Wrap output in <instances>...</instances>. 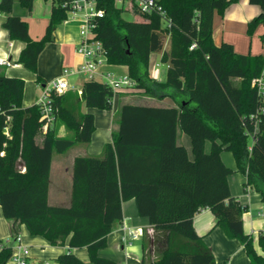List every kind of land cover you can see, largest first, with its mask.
Here are the masks:
<instances>
[{"label":"trees","instance_id":"trees-1","mask_svg":"<svg viewBox=\"0 0 264 264\" xmlns=\"http://www.w3.org/2000/svg\"><path fill=\"white\" fill-rule=\"evenodd\" d=\"M15 1L0 0V13L7 15L4 27L12 39L26 43L18 62L37 73L41 52L67 17L65 0H52L49 26L40 39H33L28 22L13 13ZM19 1L33 9L34 0ZM158 2L170 16L171 27L157 14L138 13L140 18L129 20L114 0H97L105 14L94 31L107 50V63L127 67L135 81L132 88L158 99L168 96L175 104L122 102L115 115L117 127L102 156L74 158L68 206L48 202L52 156L91 141L95 117L81 111L82 102L87 108L109 110L120 91L103 80L86 79L81 101L77 92L54 94L56 119L46 128L38 104L23 107L24 80L0 73L3 214L13 220L12 236L19 234V223L51 245L64 246L68 241L57 264H122L100 256L99 250L108 245V234L123 219V202L134 199L141 217L167 231V247L155 264H216L212 249L193 223L198 212L209 208L216 226L244 244L251 264H264V230L258 236L260 254L253 236L244 231L242 214L247 207L231 193L228 183L229 175L242 172L247 179L244 186L257 189L264 201V101L253 84L264 70V56L241 54L229 42H214L215 13L224 14L236 0ZM250 2L262 9L249 22L252 33L264 22V0ZM165 35L168 50H164ZM194 42L197 46L190 49ZM157 51H162L160 61L168 64L165 79L150 72V57ZM37 81H42L39 75ZM62 126L73 134L60 136ZM179 130L191 138L193 158L178 141ZM224 150L232 152L235 169L223 162ZM81 247L87 248L89 261L73 252ZM12 254V247L5 246L0 264H8Z\"/></svg>","mask_w":264,"mask_h":264},{"label":"crops","instance_id":"crops-1","mask_svg":"<svg viewBox=\"0 0 264 264\" xmlns=\"http://www.w3.org/2000/svg\"><path fill=\"white\" fill-rule=\"evenodd\" d=\"M32 8L33 9L26 8V10H24L19 7L15 1L13 13L19 15L23 20L28 22L29 32L33 39H40L45 34L47 26H49L53 1L34 0ZM261 11V6L251 3L250 0H236V2L232 3L225 10L224 14L216 12L213 23L214 42L218 45L222 42H229L233 44L235 50L241 54L264 56V22L259 23L252 33L248 31L249 22L255 16H258ZM6 18L7 15L5 13H0V57L9 59L11 64L0 65V73H5L8 77H17L24 80L23 107H29L37 102L43 86L51 82L53 78L55 79L60 76L64 68H74L83 62V56L77 50L80 42L79 30L82 26V20L77 17L73 20L67 22L62 21L58 24L54 31V40L46 44L39 56L37 73H35L18 62L21 51L24 49L26 43L20 39H12L10 37L9 31L4 27ZM169 46L170 41L168 37V47H164V50H168ZM161 55L162 51L153 52L151 54L150 72H152L153 68V59L158 64ZM107 65H111L115 70H119L116 66L106 62L100 66L99 71H109L106 68ZM166 65L168 67L167 63ZM124 70L127 72V68H124L123 71ZM160 74L161 71L157 77L158 79H161ZM37 75L41 77V82L37 81ZM101 77L102 76L99 77V80L102 81L103 79ZM86 79L87 77L85 76V80ZM70 85L71 88L69 90L77 92V89L81 88L83 84L77 86L73 82H70ZM119 95H121L124 100L129 102L132 100L134 103L137 102V104L145 102H140L141 97L144 100L150 99L154 102H163L168 105L175 104L168 96L164 99H158L136 88L121 90ZM148 102L150 101H147V103ZM83 106L85 107L82 102V112H91L94 114L95 128L100 125L104 130L103 136L93 143V137L96 132L95 129L91 141L89 143H84L87 146L79 147L69 159L62 157V154L65 152L61 153V157L55 160V169L52 156L48 202H50L51 197L54 202H61L69 195V184H67L66 190L63 183L66 179L70 178L72 180L73 161L77 155L98 153L101 151L104 144L111 140V120L113 112L110 115V112H108L109 110L98 108H89V110H87V107H85L83 111ZM98 112L99 114H97ZM59 135H66L62 127L59 131ZM178 141L185 145L189 157L193 158L194 154L192 151L191 138L179 130ZM210 148L211 143L207 142L206 150L209 151ZM221 158L227 166L233 169L236 168L237 165L232 152L227 150L222 151ZM53 172L56 175L55 184L52 183ZM246 180V175L239 171H235L228 176L231 193L247 207L246 211H244L245 213L242 214L244 231L253 236L256 251L263 254L261 245L258 242L259 232L264 230L263 196H261V193L254 187H245L244 183ZM122 208L123 219L118 222L108 234V245L99 250V255L114 259L122 264H155V261L167 247V231L156 229L149 223L147 218L141 217L138 214L134 199L124 201ZM12 221L13 220L7 219L4 216L0 204V242L11 240ZM193 223L196 232L203 237L204 242L212 249L216 258V264H251L244 244L237 238L228 237L219 226H216V217L209 208H204L198 212L194 216ZM123 225L133 228L141 226L144 228V233L137 239L127 242L125 239L126 231L122 228ZM17 227L23 242L30 246L29 264H43L45 261L50 260L56 262L58 256L68 249V241H66L64 246L51 245L47 238L41 235L30 234L25 224L17 223ZM73 252L82 260L89 261V253L86 247L74 248Z\"/></svg>","mask_w":264,"mask_h":264},{"label":"built area","instance_id":"built-area-1","mask_svg":"<svg viewBox=\"0 0 264 264\" xmlns=\"http://www.w3.org/2000/svg\"><path fill=\"white\" fill-rule=\"evenodd\" d=\"M114 3L126 12L129 9L131 13H133V10H137L135 15L138 13L157 14L167 26L171 27L173 24L167 11L159 4L158 0H114ZM62 5L67 8V17L63 21L67 22L77 17L82 20L80 42L77 50L82 54L84 60L79 66L64 68L60 76L53 78L51 82L43 86L36 105L38 104L40 107L41 114L45 120L44 127L46 128L53 124L56 119L53 95L67 92L71 88L68 80L69 76L85 75L87 79L97 80L102 76L103 81L117 92L132 88L135 85V81L128 75L118 77L111 71H99L100 66L107 62V50L101 40L95 37L94 30L97 27L98 20L105 14L103 8L97 7V0H65ZM196 46L197 43L194 42L190 49ZM10 64L11 61L9 59L0 57V65ZM159 73V66L156 63L152 68L151 75L157 78ZM253 84L257 87V91L264 101V70L259 77L253 80ZM77 92L81 95L82 87L78 88ZM254 140L255 137L252 135V141ZM122 228L126 231L125 239L127 242L137 239L144 233V228L141 226L133 228L123 225ZM5 246L12 247L13 254L8 264H29L30 246L23 242L20 234H17L16 237L12 236L11 240L0 242V250ZM43 264H50V261H45Z\"/></svg>","mask_w":264,"mask_h":264},{"label":"rangeland","instance_id":"rangeland-1","mask_svg":"<svg viewBox=\"0 0 264 264\" xmlns=\"http://www.w3.org/2000/svg\"><path fill=\"white\" fill-rule=\"evenodd\" d=\"M16 3L18 4V6L19 7H21L22 9H24V10H26V8L27 7H23V5H21V3H20V1L19 0H16ZM124 17L125 18H127V19H129V20H135V19H138L139 18V16H138V14L137 15H135V14H133V13H131V12H125L124 13ZM60 27V26H59ZM79 34H80V30H79ZM164 47H168V36L167 35H165L164 36ZM157 62L156 61H154V59H153V62H152V67L156 64ZM108 66V65H107ZM106 66V68H107V70H109V71H111V72H113L114 73V75L115 76H118V77H124V76H126V75H128L127 74V72H126V70H124L123 71V69L124 68H127L125 65H113V66H116L117 68H119V70H115L113 67H111V65H109L108 67ZM158 66H159V69H160V71H161V74H160V78L161 79H165V76H166V72H167V65H166V63H162L161 61H159L158 62ZM68 80L70 81V82H73L75 85H77V86H80V85H82L83 84V81L85 80V75H72V76H69L68 77ZM236 81H238L239 79H235ZM126 90V89H125ZM67 92H76V91H72V90H68ZM121 92V91H120ZM78 93V92H77ZM77 98L81 101V96H80V94L78 93V95H77ZM135 98H138V97H135ZM140 99V98H139ZM124 101H126V100H124V98L121 96V95H119V94H116L115 95V97H114V99H113V104H112V108L111 109H109V111L108 112H110V115L112 114V112H113V117H112V120H111V123H112V129H114V128H116L117 127V124H116V120H115V118H116V114H117V111L119 110V107H120V105H121V103L122 102H124ZM142 101H145L144 103H141V104H143V105H156V106H165V105H167L168 106V104L167 103H163V102H154L153 100H150V99H143L142 97H141V99H140V102H142ZM147 101H150V102H148L147 103ZM152 101V102H151ZM131 102H134V101H132L131 100ZM135 103H137V102H135ZM83 111L85 110V107L83 106ZM87 110H89V108L87 109ZM97 114H99V112L97 113ZM96 114V115H97ZM97 118H98V115H97ZM62 129H63V131H65L66 132V135H72L73 133H72V131L70 130H68L65 126H62ZM96 132H95V135H94V137H93V143L94 142H96L99 138H101L102 136H103V133H104V130H103V128L102 127H100V125L99 126H97L96 128ZM43 130V129H42ZM181 131V130H180ZM110 133V132H109ZM41 139H42V133L38 136V140L41 142ZM82 146H87L86 144H84V143H80V144H78V145H76V146H74L73 148H70L68 151H66L64 154H62L63 156V158H66V159H69V157H71L72 156V154L73 153H75L76 151H77V149L79 148V147H82ZM104 147V146H103ZM102 153H103V148L101 149V151L100 152H98V153H94V154H91V155H95V156H102ZM58 157H61V154H58V153H54V155H53V159H54V163H53V165H54V169H55V160H56V158H58ZM52 180H53V184H55V182H56V175H55V173L53 172V175H52ZM61 184V183H60ZM64 184V187H66V190H67V184H69V187H70V191H69V195H67V197H65L64 198V200L63 201H61V202H58V201H56V202H54V200H53V198L51 197L50 198V202H49V205H58V206H68L69 204H70V200H71V185H72V180L69 178V179H66V181L63 183ZM50 264H56V262L54 261V260H50Z\"/></svg>","mask_w":264,"mask_h":264}]
</instances>
